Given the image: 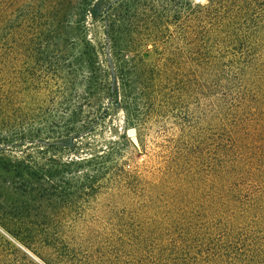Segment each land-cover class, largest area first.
I'll list each match as a JSON object with an SVG mask.
<instances>
[{
    "label": "rangeland",
    "instance_id": "1",
    "mask_svg": "<svg viewBox=\"0 0 264 264\" xmlns=\"http://www.w3.org/2000/svg\"><path fill=\"white\" fill-rule=\"evenodd\" d=\"M1 1L0 264H264V0H86L56 35ZM94 69L124 100L67 133L51 94Z\"/></svg>",
    "mask_w": 264,
    "mask_h": 264
},
{
    "label": "trees",
    "instance_id": "2",
    "mask_svg": "<svg viewBox=\"0 0 264 264\" xmlns=\"http://www.w3.org/2000/svg\"><path fill=\"white\" fill-rule=\"evenodd\" d=\"M3 1L4 6L8 7L14 0H7L6 2L5 0H2L1 2ZM85 1L86 0H19L17 3H20L21 10H19L18 13L21 15L22 22L28 23V27H30V25L33 26V20H40L44 15L49 16L53 30L48 29L45 31H47L48 35L51 32L53 35H56V32L58 31L57 29L67 18L71 8H79L85 3ZM8 10L11 12V9ZM12 15V13H3L0 8V26L2 25L1 23L3 20L4 23H6ZM9 36L15 38L16 34L12 30L8 37ZM27 37L28 36H23L19 38L20 40L18 41L21 42V44H19L20 47H23V44L25 45L29 42L30 44L32 43L31 39ZM124 51L134 52L136 51V46H128L124 48ZM158 72V67L154 66L148 68L143 64L142 59H139L134 66H126L117 71L118 80L122 87H127V84L132 86L133 84L134 94L138 97L136 100L141 104L143 114L145 115L146 111H149L151 98V86H149L148 83L154 81V77L158 76ZM88 73L89 74L84 77L83 81L77 83L81 85L80 91L75 89L76 82L74 78H71L69 87L61 88L58 85V88H56L51 94L53 98L52 104H57L58 106V109H55L58 118L62 119L63 117H67L66 122L68 124L65 130L67 133H78L80 130L84 129L86 125L85 123L88 120L81 116L84 112L83 109L89 107L90 110L96 111L99 107L98 102L100 101V96L104 95L107 98H110L109 100H112L114 103H118L119 100L123 102L124 100V91H118V82H116V84L113 83L116 85L113 87L110 82H107V76L101 75L96 69L91 70ZM129 97L130 101L134 100L132 96ZM153 100L151 98V102H153ZM5 139H7V137ZM19 140H25V136L22 134ZM66 256L67 255H65V257ZM92 261H94V264H109V260L104 256L99 257L97 260L92 259Z\"/></svg>",
    "mask_w": 264,
    "mask_h": 264
}]
</instances>
